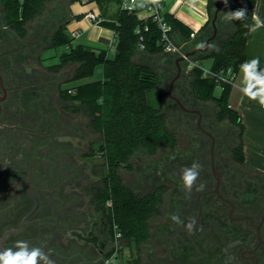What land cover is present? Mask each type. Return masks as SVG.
I'll list each match as a JSON object with an SVG mask.
<instances>
[{"label": "trees", "instance_id": "trees-1", "mask_svg": "<svg viewBox=\"0 0 264 264\" xmlns=\"http://www.w3.org/2000/svg\"><path fill=\"white\" fill-rule=\"evenodd\" d=\"M81 0H0V21L6 37L26 39L29 30L50 24L52 31L46 34L45 50L70 48L61 54L58 65L50 68L57 73L67 67H74L72 77L67 82L80 81L94 76L99 66L103 67V79L59 90V99L64 110L82 115L86 128L100 137V145L85 153L86 157L102 156L108 167L104 183L94 188L91 202L98 213H102L104 223L109 225L111 237H115V227L122 233V239L129 244L135 242L138 248L149 241L152 223L162 214L164 195L169 187L158 184L148 193L139 194L127 186L120 177L119 170L132 166L135 157H156L160 152L173 151L180 144V136L171 125L173 113L183 118L177 105L167 103L163 93L162 74L150 65L148 59H168L176 65V57L166 53L159 44L161 32L151 20H141L136 13L116 12L113 21H104L101 26L117 33L116 54L110 56L109 49H93L78 44L67 31L72 20L71 5ZM219 0H208L209 19L192 40L193 30L171 15L164 8V18L172 26L171 38L186 49L206 46L211 35V21ZM102 12L106 5L120 4L121 0H93ZM165 5V0H163ZM257 0H227L221 4L217 20L218 35L211 42L214 48L199 53L196 59H211V69L219 72L228 68L237 73L247 61L246 45L253 22ZM165 7V6H164ZM246 9L244 19L226 20L225 13ZM55 13V14H54ZM53 14V15H52ZM53 17H50V16ZM118 22V24L116 23ZM36 23V24H35ZM35 24V25H34ZM149 26L143 32L145 49L139 47L137 30ZM211 29V30H210ZM192 40V41H191ZM173 59V60H172ZM189 91L195 100L212 103L218 123H225L238 139L232 149V156L238 163L246 162L244 151V124L237 111L229 107L232 87L223 85L220 96L215 95L218 84L203 77L201 69L195 68L188 75ZM174 106L176 107H173ZM172 109H171V108ZM113 253V252H112ZM112 253L106 255L109 258ZM73 260L68 264H72ZM134 264H140L139 259Z\"/></svg>", "mask_w": 264, "mask_h": 264}, {"label": "rangeland", "instance_id": "rangeland-1", "mask_svg": "<svg viewBox=\"0 0 264 264\" xmlns=\"http://www.w3.org/2000/svg\"><path fill=\"white\" fill-rule=\"evenodd\" d=\"M77 3L81 4L80 1ZM106 8L110 9L112 16H115L116 12L120 11V4H109ZM52 15L50 17H53ZM49 27H51L50 24L45 27L42 21L38 27L29 30L26 39L14 36L12 41H15L16 45L9 42L5 44L8 49L9 47L10 49L25 47L23 55L27 56V59L22 63L20 70H16L22 75L31 77V80L22 85L33 84L36 87H42L44 95L41 100L43 104L40 103L39 110L16 117H7L5 114L6 117L0 119V189H7L14 182L11 175L14 170L18 171L21 165H25L22 161L37 159L35 182L39 183V186L44 185V191H39L42 207L38 213L39 217L41 214L44 215V251L49 254L55 264H68L73 259L79 261V256L72 258L77 253L93 260V253L85 247L86 242L94 245L92 251L97 256L102 255L103 264H106V255L116 249L119 251L118 264H134L138 259L141 264L140 255L145 256L146 259L147 254L155 250L156 242L153 232L149 241L142 244L141 248H138L135 242L129 244L123 239L116 243L109 232V225L104 223L102 213H98L91 202L94 188L104 183L108 167L102 156H84L90 149L98 148L101 143L100 137L89 132L86 128L87 120L82 115L70 113L62 107L59 90L76 87L74 85L77 82H67L73 75L74 67H67L57 73L49 70L60 63L59 52L63 50L61 48L45 50L48 40L42 41L40 35L44 33L45 38L46 34L53 30ZM39 43L42 47L33 52L39 47L37 46ZM212 48L214 45L210 44L209 50ZM114 55L112 53L111 56L114 57ZM168 59H148L147 62L162 74L165 101L170 103L172 100L169 97L170 86L178 69L174 62L169 63ZM210 62L211 59L200 60L205 67H208ZM181 66L184 69V66ZM98 73L100 70L96 72ZM188 74L186 71L182 72V76L174 83L172 95L182 104L185 100L189 104H196L194 109H198L204 115L203 129L210 133L214 132L220 142H228L225 153L219 155L232 156L231 151L238 144L235 130L233 131L225 123L216 122L212 103L194 99L189 91ZM214 92L216 96H220L221 86H216ZM173 107L176 106L173 104ZM19 109L23 111V105H19ZM208 113L213 116L207 117ZM198 119L196 115H184L183 118H179V115L173 113L170 122L180 136L179 146L173 151L160 152L153 158L135 157L131 168L119 170L123 182L139 194L153 191L158 184H166L170 188L172 176H170V182L155 177L157 172L162 170L165 158L173 161L171 157L174 156L185 161L187 157L186 163L189 164L195 159L209 155L210 139L198 128ZM2 125L16 128L8 129ZM39 161L41 164H38ZM27 163L29 164L28 161ZM42 166H44V179L40 180L38 176L40 177L39 172ZM12 199L11 197L2 198L7 204ZM172 199L170 191L164 195L162 214L153 221V230L160 226L163 220L168 219ZM33 206V199L26 202L24 200L21 209L29 210ZM0 209H2L0 212L1 235L4 230L10 228L12 216H9V209L5 207ZM168 246L171 247V243ZM161 256L167 257V254L162 253ZM82 259L80 258V261ZM166 263H169V260Z\"/></svg>", "mask_w": 264, "mask_h": 264}, {"label": "flooded vegetation", "instance_id": "flooded-vegetation-1", "mask_svg": "<svg viewBox=\"0 0 264 264\" xmlns=\"http://www.w3.org/2000/svg\"><path fill=\"white\" fill-rule=\"evenodd\" d=\"M211 29L212 31L208 33L210 35L213 34L212 21ZM40 39L44 41V33L40 35ZM6 42L16 45L15 41L6 37V32L0 21V75L2 77V82L0 79V119L5 114L7 117H16L39 110L44 95L42 87H36L33 84L22 85V83L31 80V77L22 75L20 71L16 70L21 68L22 63L27 59V56L23 55L25 47L18 49L9 47L8 49L5 45ZM37 46L39 47L33 52L41 48L42 44L39 43ZM182 72H185L183 68L179 77L182 76ZM3 88L6 89V93ZM171 101H174L185 116L196 115L199 118V114L184 111L175 100ZM183 104L189 110L199 111L194 109L196 104H189L187 100ZM19 105H23V111L19 109ZM42 108L44 109V106ZM199 112L202 118L201 127H203L204 115L201 111ZM211 116L213 115L207 114V117ZM197 126L202 131L198 123ZM210 134L215 139L214 166L219 180L213 171L212 138L207 134L210 139L209 155L194 160L202 165L196 184L203 183L205 185L203 191H197L194 187L191 193H188L183 188L180 179L181 170L191 166L192 161L187 164V157L185 161L177 158L171 161L169 158H165L162 170L157 172L155 177L170 182V176H172L171 187L168 190L173 197L170 202L171 213L167 220L161 222L160 226L155 227L154 230L152 227L156 242L155 250L148 253L146 259L145 256L140 255L141 264H264V170L255 169L247 162L238 163L233 156L224 155L221 157L219 154L225 153L228 142H220L214 132ZM22 162H25V165H21L18 171L14 170L11 175L14 182L7 189L19 182L29 183L40 200V206L23 224L25 218L36 206V200L29 188L19 185L11 193L0 195V200L6 197L13 198L8 204L3 200L0 202V208L9 209V216H12L10 228L4 230L0 235V250L14 248L15 242L18 240L27 241L30 246L40 247L44 250V215L41 214L40 217L38 215L40 207H42L39 191H44V185L39 186V183L35 182L37 159H25ZM38 164L41 162L39 161ZM39 173L40 177L38 176V178L44 179V166L41 167ZM32 199L34 200L32 209H21L24 200L26 202ZM172 214H179L184 224H175L170 218ZM193 218L196 224L193 231L189 233L185 225ZM8 230L18 231L9 234L1 241ZM169 243H171V247L168 246ZM85 244L89 252L93 253V260L77 253L72 258L79 256V261L73 259L72 264H103L102 255L97 256L92 251L94 245L90 242ZM162 253L167 254V257L161 256ZM80 258H83L82 261ZM168 260L169 263H166Z\"/></svg>", "mask_w": 264, "mask_h": 264}, {"label": "crops", "instance_id": "crops-1", "mask_svg": "<svg viewBox=\"0 0 264 264\" xmlns=\"http://www.w3.org/2000/svg\"><path fill=\"white\" fill-rule=\"evenodd\" d=\"M80 2L81 4L76 2L71 5L70 9L72 20L67 25V31L72 38L74 32L79 33V37L74 39L73 46L83 44L96 50L109 49L110 56L112 53L116 54V46L112 44L114 39L113 30L94 25L86 18V14L89 11H94L100 14L107 21L115 20L116 15L112 16L113 14L109 8H106L103 13L96 2ZM207 4L208 0H165L166 10L196 33L200 31L209 19ZM253 22L254 24L248 37L245 53L247 61L258 59L259 68L264 70V0H257ZM195 48L196 47H193L189 50H193ZM61 49L63 50L62 52H59L60 55L63 52L70 50V48ZM212 62L213 61L211 60L208 68H211ZM99 70L100 73L96 74ZM102 79L103 67L99 66L93 77L80 81H74L77 82L74 86L100 81ZM242 81L243 71L240 68V70L236 73V86L232 87L229 96V107L232 110L237 111L242 117V122L245 128L244 151L246 155V162L250 164L251 167L263 171L264 109L258 100H251L241 92L240 89L243 87Z\"/></svg>", "mask_w": 264, "mask_h": 264}, {"label": "built area", "instance_id": "built-area-1", "mask_svg": "<svg viewBox=\"0 0 264 264\" xmlns=\"http://www.w3.org/2000/svg\"><path fill=\"white\" fill-rule=\"evenodd\" d=\"M83 3L93 2V0H81ZM164 2L163 0H121L120 10L127 13H136L139 15L141 20H151L156 23L160 32L161 38L159 44L162 46L166 53L174 55L176 59L178 57H186L181 65L184 66V70L190 73L193 69L198 68L203 72L204 78L213 79L219 86L229 85L231 87L236 86L235 78L236 72L232 68L216 72L211 68L205 67L200 63L199 59L186 56L189 49H186V45H177L171 38L172 26L164 18ZM86 18L90 20L96 26H101V24L106 21L100 14L89 11L86 14ZM118 24V22H116ZM149 31V26L145 25L144 29L139 28L137 34L139 35V47L141 50L145 49L143 32ZM114 32V31H113ZM196 32L191 34V38L194 39ZM79 37L78 32L73 33V38ZM112 44L116 46L117 44V33L114 32V39ZM231 69V72L229 71ZM264 109V106H262ZM115 237L114 240L117 243L122 239V233L118 231L115 227ZM119 251L116 249L112 255L107 258L106 264H118L119 261Z\"/></svg>", "mask_w": 264, "mask_h": 264}, {"label": "clouds", "instance_id": "clouds-1", "mask_svg": "<svg viewBox=\"0 0 264 264\" xmlns=\"http://www.w3.org/2000/svg\"><path fill=\"white\" fill-rule=\"evenodd\" d=\"M227 4V0H224ZM246 9H238L225 13L226 20L244 19L246 16ZM243 71V87L241 92L249 97L251 100H258L261 106H264V70L259 68V60L253 59L246 61L241 66ZM231 72V69H229ZM175 159V157H171ZM202 165L198 162H193L191 166L185 167L181 170L180 179L184 190L191 193L195 187L197 191H203L205 185L203 183L197 185L196 182L200 176ZM171 220L177 225H183L184 221L179 214H172ZM195 219H190L186 229L191 233L195 227ZM0 264H55L42 248L30 246L27 241L18 240L15 242L14 248L9 247L0 250Z\"/></svg>", "mask_w": 264, "mask_h": 264}, {"label": "water", "instance_id": "water-1", "mask_svg": "<svg viewBox=\"0 0 264 264\" xmlns=\"http://www.w3.org/2000/svg\"><path fill=\"white\" fill-rule=\"evenodd\" d=\"M223 2H224V0H219V1L216 3V10H215V13H214L213 18H212L213 34L208 38L207 43H206V46H205V47H196L195 49H193V50H191V51H188L187 54H186V56H188V57H192V58H195V57L197 56L198 53H205V52H207V51L209 50V48H210V42H211L212 40H214V38L216 37L217 32H218L217 19H218L219 12H220V10H221V4H222ZM185 58H186V57H185ZM185 58H184V57H178V58L176 59V64H177V66H178V73H177L176 77L173 79V81L171 82L170 91H169V96H170L173 100H175V101L178 103V105H179L184 111L199 114L198 125H199V127H201V119H202V118H201L200 112H199V111H196V110H189V109H187V108H186V107H185V106L179 101V99H177L176 97H174V96L172 95V89H173V87H174V83H175L176 80L179 78L180 73H181V71H182L181 63L184 61ZM0 79H1V82H2V77H1V75H0ZM3 90H4V92L6 93V89L3 88ZM1 100H2V98H1ZM0 113H1V106H0ZM0 125H1V124H0ZM2 126H3V125H2ZM3 127L8 128V129L16 128V127H6V126H3ZM18 129H19V128H18ZM201 129H202V131H203L204 133H206L207 135H209V136L212 138V151H211V152H212L213 171H214L215 175L217 176V178H218V180H219L218 173H217L216 168H215V166H214V145H215V139H214V137H213L210 133H208L209 131H208V132H207V130L205 131V129H203V127H201ZM19 185H25V186H27V187L29 188L30 192L32 193L33 197H34L35 200H36V206H35L34 210H33V211H32V212H31V213L25 218V220L23 221V224H24L25 221H26V219H27L28 217H30L31 215H33V214L38 210V208H39V206H40V200H39L38 196L36 195V193L34 192L32 186H31L29 183L19 182V183H16L15 185H13L10 189H7V190H0V195H1V194H9V193H11V192H12L17 186H19ZM23 224H22V225H23ZM17 231H18V230H8V231H6L5 234H4V236H3V239H2L1 241H3V240H4L9 234L14 233V232H17ZM59 255H60V254H59ZM60 256H62V255H60ZM62 257H64V256H62ZM64 258H69V257H64Z\"/></svg>", "mask_w": 264, "mask_h": 264}]
</instances>
